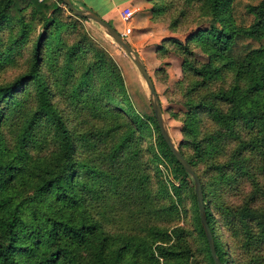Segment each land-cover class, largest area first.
Returning a JSON list of instances; mask_svg holds the SVG:
<instances>
[{"label": "trees", "instance_id": "16d2710c", "mask_svg": "<svg viewBox=\"0 0 264 264\" xmlns=\"http://www.w3.org/2000/svg\"><path fill=\"white\" fill-rule=\"evenodd\" d=\"M235 1L149 0L172 31L197 13L210 18L158 48L182 58L186 111L172 112L183 122L179 149L201 180L222 263L264 264V0L246 4L249 24ZM63 6L0 0V66L25 45L30 57L26 71L0 82V264H216L201 222L206 260L187 228L166 224L184 185L162 180L150 124L114 100L125 88L118 65L90 35L67 38L88 19L75 15L66 28ZM26 15L43 24L36 38H26Z\"/></svg>", "mask_w": 264, "mask_h": 264}, {"label": "rangeland", "instance_id": "374dc122", "mask_svg": "<svg viewBox=\"0 0 264 264\" xmlns=\"http://www.w3.org/2000/svg\"><path fill=\"white\" fill-rule=\"evenodd\" d=\"M88 1L96 3L97 6L94 7L97 13H100L98 11H101L106 5L105 0ZM144 1L146 3L143 5L133 3L128 7L135 10L134 19L137 16V20H147L145 26L140 29V26H137L136 29L139 30H136V32L134 31L135 33L133 34L124 36V38L133 46L145 62L160 97L165 124L174 143L179 148L183 140V122L181 119L175 118L172 112H177L179 114L181 111H186V107L182 102V97L176 85V82L182 79V58L172 50L168 51L165 55L160 54L158 53V48L163 40L170 36L177 37L184 41L189 34L196 31L198 28L209 26L210 18L199 16V13H197V15L186 22L185 25V21H183L180 27L182 29L172 31L168 28L169 20L164 21V18H153L150 11L152 6L151 2H149V0H143V2ZM259 1L260 0H236V17L238 20L247 24L251 23L253 21V16L246 14L245 6L248 3H257ZM28 11H30V9H28ZM26 16L29 20L28 22L31 23L29 37L26 38H36L37 35L43 31V24H37L32 16ZM74 17L75 14L67 6H63V14L60 18L67 23L66 28L72 26L71 23L75 22ZM76 24L77 28L74 32H71L70 35L68 34L67 38L75 40L80 34L90 35L93 39V43L98 48L106 51L118 65L124 78L125 88L123 92H118V90L122 88H119V86L116 87V90L113 91L114 100L127 114L138 115L150 124L152 132L150 137L147 138V142L154 144L163 160L159 165L162 180H168L169 183H175L177 185H184V194L182 193L180 198H176L181 203L177 206V209H174L169 215H166V224H179L187 228L190 240H192L197 247V251L201 253V260H206V258L209 257L206 244L196 226L199 225L200 222V213L195 203L197 198L194 179L186 170L183 171L173 153L168 146L165 145V140L161 136L160 128L151 104L150 90L146 81L133 60L115 40L107 34L106 30L100 24L90 19L83 21L79 20ZM116 24L118 31L122 32V27L125 23L118 21ZM130 24L133 25L135 22ZM17 30V26L13 31L10 29L6 30L2 38H9V35L13 36L17 34ZM137 34H140V38H135ZM141 34H144L146 38H142L143 35L141 36ZM195 51L200 60L206 61V54L200 48H196ZM15 55L14 62L0 66V82L13 80L17 75L29 68L30 57L28 56V45H25L19 50L17 49ZM26 89V94L29 98L33 93V87L29 86ZM66 100V96L62 97V95H59L56 98L58 107L64 109L65 115L69 116L70 120L73 117L77 119L79 114L77 112L71 114L73 105L69 106V100ZM82 115H84L83 111L80 116ZM185 149L188 150V148ZM146 160L145 158L144 162H146ZM147 173L151 172L148 171ZM156 181L157 179H153V182ZM167 202L169 204L170 200ZM196 263L197 260L195 259H193V262L191 261V264Z\"/></svg>", "mask_w": 264, "mask_h": 264}, {"label": "water", "instance_id": "95a60500", "mask_svg": "<svg viewBox=\"0 0 264 264\" xmlns=\"http://www.w3.org/2000/svg\"><path fill=\"white\" fill-rule=\"evenodd\" d=\"M66 6L76 15L80 16L86 19L93 20L100 24L107 32L109 36H111L115 42L127 53V55L133 60V62L136 64L138 70L142 74L144 80L146 81V84L150 90V100L151 104L155 113V117L158 123V126L160 128L161 135L167 145L169 146L171 152L175 156L176 160L185 168V170L191 174V176L194 179L195 183V190H196V196H197V202H198V208L200 213V222L205 230L208 243L211 249L212 256L214 258V261L216 264H223L221 259L219 258L216 246H215V239L213 236V233L211 231L208 219H207V213H206V207H205V201H204V193H203V186L201 183V180L199 176L196 174L195 170L187 160V158L182 154L180 149L177 147V145L174 143L171 134L165 124L164 117H163V108L160 101V97L158 95V92L155 87V83L153 81V78L151 74L148 71V68L139 55V53L133 48V46L124 38L122 33L118 31L117 28H115L113 25H111L107 20H105L101 15H99L97 12L89 9V8H82L77 7L72 2V0H63Z\"/></svg>", "mask_w": 264, "mask_h": 264}, {"label": "crops", "instance_id": "0c3cea01", "mask_svg": "<svg viewBox=\"0 0 264 264\" xmlns=\"http://www.w3.org/2000/svg\"><path fill=\"white\" fill-rule=\"evenodd\" d=\"M106 1V5L105 7L102 8L101 11H98L100 13H98L99 15H101L105 20H107L111 25H113L115 28H117V22L118 21H121L122 23H125V25H123V30L122 32H124L125 28L130 24V23H133L135 22V24H133V27H134V30L131 34L135 33L136 30H139L141 27H144L145 24H146V19H142V20H137V16L135 17V19L133 18L134 17V14L132 16L133 20L129 23L127 22H124L122 19H121V12L123 11L124 7L126 8V6H130L131 4H136V3H139L141 5L145 4L146 2L143 0H105ZM72 2L75 4V6L77 7H82V8H89L93 11L96 12L95 10V7L94 6H97L96 3L94 2H90L88 0H72ZM147 7V6H146ZM142 21V22H141ZM148 23V22H147ZM132 25V24H130ZM142 25V26H141ZM139 27V29H136V27ZM135 31V32H134ZM143 35V36H142ZM147 35V34H146ZM142 38H146L144 36V34H141ZM135 38H140V34H137L135 36Z\"/></svg>", "mask_w": 264, "mask_h": 264}, {"label": "built area", "instance_id": "2783aa9c", "mask_svg": "<svg viewBox=\"0 0 264 264\" xmlns=\"http://www.w3.org/2000/svg\"><path fill=\"white\" fill-rule=\"evenodd\" d=\"M135 10L131 7H126L123 9V11L121 12L120 16H121V19L124 21V22H131V19H132V16L134 14ZM134 30V27L133 25H128L124 32H121L123 36H127V35H130Z\"/></svg>", "mask_w": 264, "mask_h": 264}]
</instances>
